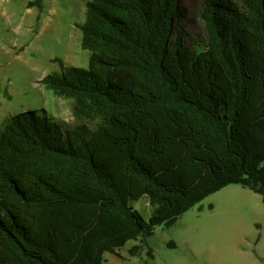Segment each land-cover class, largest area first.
<instances>
[{"label":"trees","instance_id":"1","mask_svg":"<svg viewBox=\"0 0 264 264\" xmlns=\"http://www.w3.org/2000/svg\"><path fill=\"white\" fill-rule=\"evenodd\" d=\"M85 8L88 66L41 80L73 123L29 110L0 125V264H104L129 241L138 256L230 185L264 204V0H204L195 44L182 0Z\"/></svg>","mask_w":264,"mask_h":264},{"label":"rangeland","instance_id":"2","mask_svg":"<svg viewBox=\"0 0 264 264\" xmlns=\"http://www.w3.org/2000/svg\"><path fill=\"white\" fill-rule=\"evenodd\" d=\"M203 1L182 0L190 44L207 37L199 16ZM85 10V0H0V125L29 110H45L73 123L69 103L45 89L41 80L61 72L60 62L64 67L88 66L89 53L81 48L78 29ZM133 206L145 219L150 217L146 198ZM134 245L139 242L129 241L118 255L107 253L104 264H264V204L249 189L230 185L206 197L173 226L156 227L138 256L129 254Z\"/></svg>","mask_w":264,"mask_h":264}]
</instances>
